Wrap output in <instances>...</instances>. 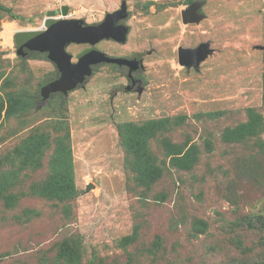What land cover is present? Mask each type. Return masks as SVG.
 <instances>
[{
  "label": "rangeland",
  "instance_id": "374dc122",
  "mask_svg": "<svg viewBox=\"0 0 264 264\" xmlns=\"http://www.w3.org/2000/svg\"><path fill=\"white\" fill-rule=\"evenodd\" d=\"M126 2V43L67 51L73 61L91 48L140 53L142 94L127 88L122 65L103 62L67 96L44 102L41 85L58 69L42 53L19 56L17 33L44 28L63 5L67 17L99 23L121 0H0V264H64L63 241L79 264H264V0ZM193 3L202 18L185 23ZM201 43L212 51L199 68L181 64L179 48ZM251 109L259 121L242 132ZM177 116L186 117L177 124ZM163 118L171 123L148 143L162 176L143 184L119 126ZM165 141L197 144L193 168L173 166ZM26 142L35 153L23 166ZM65 158L71 172L56 180L73 195L46 196Z\"/></svg>",
  "mask_w": 264,
  "mask_h": 264
},
{
  "label": "water",
  "instance_id": "95a60500",
  "mask_svg": "<svg viewBox=\"0 0 264 264\" xmlns=\"http://www.w3.org/2000/svg\"><path fill=\"white\" fill-rule=\"evenodd\" d=\"M200 4L193 3L183 11L182 17L185 23L198 22L202 16L198 13ZM68 5L62 6V16L68 15ZM126 0L123 1L120 10L109 13L98 24H88L83 18L55 19V11H49L44 23V28L35 31L18 32L16 35L17 54L26 56L28 52L47 53L48 59L54 63L60 72L59 77L47 80L41 85V99L45 102L52 94L62 93L65 96L70 91L84 84L94 72V67L103 62L114 64L132 63L123 57H113L96 48H91L78 55L77 62L73 61V55L67 51L71 43H87L96 45L103 39H114L118 42L127 40L128 27L115 25L120 19L127 17ZM212 49L209 43H201L196 48L180 47L178 51L181 64L199 68L200 63L206 59ZM142 87L140 92H142ZM92 185L87 186L90 190Z\"/></svg>",
  "mask_w": 264,
  "mask_h": 264
},
{
  "label": "trees",
  "instance_id": "16d2710c",
  "mask_svg": "<svg viewBox=\"0 0 264 264\" xmlns=\"http://www.w3.org/2000/svg\"><path fill=\"white\" fill-rule=\"evenodd\" d=\"M0 7H2L0 5ZM5 8V7H2ZM16 38V37H15ZM16 41V40H15ZM30 54V53H28ZM2 110V105L0 111ZM249 112L254 111L251 109ZM186 116H177L172 122L179 124L185 119ZM259 118H256L255 115L251 117L248 124L243 125L241 131L246 132L245 128L253 126L258 123ZM171 123V119H150L141 124L135 122H124L119 126V134L121 142L125 148L126 153L133 158V169L136 173V178L143 184L155 183L162 176V167L156 162V160L151 156L148 149L149 140L157 137L159 133L166 129V127ZM236 133L237 136L241 134ZM249 131V129H247ZM252 134H255L253 130ZM168 156H170V162L173 166H177L179 169L190 170L193 168L194 158L193 153L196 151L197 144L188 143L183 146L173 144L169 141H165ZM34 147L30 142H26L22 145L21 149L18 151V155H22L25 151L30 155V160H22L21 164L23 166H28L31 164L33 159ZM61 172L70 173L71 165L67 158L61 161L60 165L53 167V175L50 178L48 184L45 186V189L42 190V193L46 196L56 197L59 199H65L66 197L72 196L70 188H59L56 177ZM2 188V189H1ZM5 185H1L0 190H4ZM48 190V191H47ZM71 192V193H70ZM137 229L135 230L133 236L126 239L127 243L133 242L137 237ZM62 250L61 253L57 256V261L64 259V264H79L80 254L75 245H70L68 241H63L61 244Z\"/></svg>",
  "mask_w": 264,
  "mask_h": 264
},
{
  "label": "flooded vegetation",
  "instance_id": "af4514ba",
  "mask_svg": "<svg viewBox=\"0 0 264 264\" xmlns=\"http://www.w3.org/2000/svg\"><path fill=\"white\" fill-rule=\"evenodd\" d=\"M123 1L124 0H121V6H120V8H118V9H116V10H114L113 12H116V11H118V10H120L121 9V7H122V3H123ZM126 5H127V2H126ZM68 11H69V9H68ZM113 12H108V13H106V15L107 14H109V13H113ZM127 14H128V11L126 12ZM106 15H105V17H104V19L106 18ZM68 16V15H67ZM67 16H62V7H61V15H58L57 16V11H55V16H54V18L55 19H74V18H76V17H74V18H70V17H67ZM84 19V18H83ZM103 19V20H104ZM127 17L125 18V19H120L115 25H126V21H127ZM85 20V19H84ZM102 20V21H103ZM102 21H100V22H102ZM85 22L86 23H88L86 20H85ZM99 22V23H100ZM88 24H91V23H88ZM94 24H98V23H94ZM127 27H128V34H129V32H130V28H129V26L128 25H126ZM128 34H127V38H128ZM104 40V39H103ZM108 40H113V41H116V40H114V39H108ZM127 41V40H126ZM126 41L125 42H119V43H126ZM116 42H118V41H116ZM69 46V45H68ZM89 50V49H88ZM99 50V49H98ZM87 51V50H86ZM85 52V51H84ZM104 52V51H103ZM28 53H33V52H28ZM106 53V52H105ZM42 54H44L46 57H47V53H42ZM72 54V53H71ZM107 54V53H106ZM80 55V54H79ZM107 55H109V54H107ZM110 56H113V55H110ZM113 57H123V58H126V59H128L130 62H132V63H127V64H121L122 65V67H123V69L125 70V73H126V75H127V77H128V82L130 83V84H128L127 85V88L129 89V90H131L132 91V89H136L135 91H137L139 94H142V92H143V89H144V86H143V84H142V82L140 81V79L139 78H137L135 75H134V73H136L137 71H139V68L141 67V66H139V65H141V63H142V55H140V53H132L131 55H126V56H113ZM47 59H48V57H47ZM77 61H78V59H77ZM77 61H74V62H77ZM109 64H114V63H109ZM55 65V64H54ZM116 65H119V64H116ZM56 66V65H55ZM139 66V67H138ZM137 67V68H136ZM57 68V67H56ZM136 68V69H135ZM58 72H59V70H58ZM59 75H60V72H59ZM59 77V76H58ZM143 88L142 89V92H140L139 90H140V88Z\"/></svg>",
  "mask_w": 264,
  "mask_h": 264
}]
</instances>
